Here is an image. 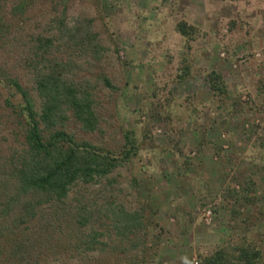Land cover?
Here are the masks:
<instances>
[{"label":"rangeland","instance_id":"374dc122","mask_svg":"<svg viewBox=\"0 0 264 264\" xmlns=\"http://www.w3.org/2000/svg\"><path fill=\"white\" fill-rule=\"evenodd\" d=\"M16 1L1 0L10 17ZM23 1L12 45L0 50L22 85H34L25 63L34 39L53 38L65 79L92 94L98 119L85 132L68 114L64 130L115 153L127 135L139 145L106 178L79 183L69 201L140 215V264H201L218 250L232 262L242 244L264 264V0ZM180 21L195 28L193 40L176 32ZM183 65L191 75L180 80ZM212 71L228 100L212 96ZM6 96L0 86V150L9 155L21 135ZM84 261L59 252L37 264Z\"/></svg>","mask_w":264,"mask_h":264},{"label":"trees","instance_id":"16d2710c","mask_svg":"<svg viewBox=\"0 0 264 264\" xmlns=\"http://www.w3.org/2000/svg\"><path fill=\"white\" fill-rule=\"evenodd\" d=\"M26 7L17 0L10 17L0 0V50L11 47L15 19ZM175 30L189 40L196 34L185 21ZM53 48L54 39L48 37L35 38L29 47L25 63L33 71L32 88L23 86L0 57V86L7 92L4 107L21 135L19 149L9 155L0 150V264H37L59 252L85 260L84 264H140L135 254L136 238L140 232L145 236L140 215L111 204L101 210L94 203L68 199L79 183L92 184L131 161L139 145L127 135L115 153L79 142L64 130L68 114L85 132L97 130L98 119L92 94L67 82ZM180 71V80L191 75L188 65ZM206 81L219 102L229 99L221 75L209 72ZM245 185L239 197L249 203L245 193L253 185L249 181ZM235 250L232 262L218 250L201 258V264H261L262 254L255 247L242 244Z\"/></svg>","mask_w":264,"mask_h":264},{"label":"built area","instance_id":"2783aa9c","mask_svg":"<svg viewBox=\"0 0 264 264\" xmlns=\"http://www.w3.org/2000/svg\"><path fill=\"white\" fill-rule=\"evenodd\" d=\"M203 216L205 217V220H208L209 216H210V211H207L203 214Z\"/></svg>","mask_w":264,"mask_h":264}]
</instances>
